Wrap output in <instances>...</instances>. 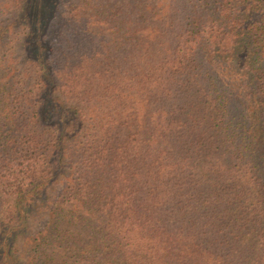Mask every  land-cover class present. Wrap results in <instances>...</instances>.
Here are the masks:
<instances>
[{
    "label": "trees",
    "instance_id": "trees-1",
    "mask_svg": "<svg viewBox=\"0 0 264 264\" xmlns=\"http://www.w3.org/2000/svg\"><path fill=\"white\" fill-rule=\"evenodd\" d=\"M4 18L0 264H264V0Z\"/></svg>",
    "mask_w": 264,
    "mask_h": 264
},
{
    "label": "rangeland",
    "instance_id": "rangeland-1",
    "mask_svg": "<svg viewBox=\"0 0 264 264\" xmlns=\"http://www.w3.org/2000/svg\"><path fill=\"white\" fill-rule=\"evenodd\" d=\"M0 23L2 25H6L8 23L7 19H2L0 20ZM12 41H10L9 43H11ZM13 45L12 44H5L3 46L0 47V62H4L5 61V57L8 55V52L13 51Z\"/></svg>",
    "mask_w": 264,
    "mask_h": 264
}]
</instances>
